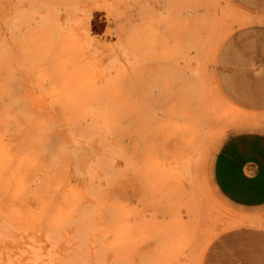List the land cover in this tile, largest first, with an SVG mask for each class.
Instances as JSON below:
<instances>
[{"label": "rangeland", "instance_id": "374dc122", "mask_svg": "<svg viewBox=\"0 0 264 264\" xmlns=\"http://www.w3.org/2000/svg\"><path fill=\"white\" fill-rule=\"evenodd\" d=\"M188 1L0 0V264H221L241 232L264 239V210L212 178L225 140L264 131L217 77L264 10Z\"/></svg>", "mask_w": 264, "mask_h": 264}, {"label": "crops", "instance_id": "0c3cea01", "mask_svg": "<svg viewBox=\"0 0 264 264\" xmlns=\"http://www.w3.org/2000/svg\"><path fill=\"white\" fill-rule=\"evenodd\" d=\"M244 1L264 10V0ZM217 77L234 104L264 113V26L242 29L225 41L218 55ZM212 178L233 206L247 212L264 210V131H242L225 140L214 156ZM240 237L237 263L227 257L221 264H264V239L254 240L246 231Z\"/></svg>", "mask_w": 264, "mask_h": 264}, {"label": "bare ground", "instance_id": "6f19581e", "mask_svg": "<svg viewBox=\"0 0 264 264\" xmlns=\"http://www.w3.org/2000/svg\"><path fill=\"white\" fill-rule=\"evenodd\" d=\"M186 1H188V0H186ZM191 1H192V0H191ZM191 1H190V4H191ZM188 2H189V1H188ZM188 2H187V3H188ZM196 2H197V1H196ZM185 3H186V2H185ZM188 4H189V3H188ZM188 4H187V5L185 4V6L188 7V6L190 5V4H189V5H188ZM174 6H175V5H174ZM174 6H173V8H174ZM189 7L191 8V6H189ZM189 7H188V8H189ZM178 8H179V7H178ZM188 8H187V9H188ZM170 9H171V8H170ZM179 9H181V8H179ZM191 9H193V7H192ZM191 9H190V10H191ZM176 10H177V9H176ZM188 10H189V9H188ZM194 10H195V8H194ZM168 11H169V10H168ZM178 11H179V10H178ZM185 11H186V10H185ZM202 13H205V12H202ZM206 14H207V13H206ZM206 14H205V15H206ZM192 18H193V17H192ZM208 19H210V18H208ZM190 21H191V20H190ZM192 22H193V21H192ZM192 24H193V23H192ZM199 24H200V25H199ZM199 24H198V25L201 26V22H199ZM198 25H194V26L196 27V29L198 28ZM179 27H180V26H179ZM189 27H192V29H194V31H195V27L193 28V25H190ZM189 27H187V30H188ZM202 28H203V25H202ZM202 28L199 27L198 29H202ZM194 31H193V32H194ZM193 32H191V33L193 34ZM196 35H197V33L195 32V35H192V36L189 35V36H190L189 38H184V40L182 41V44L180 43V45H181V47H182L184 53H185L188 49H190V47L194 46V48H195V46H198V45L200 44V42H201L202 40L200 41L201 38L198 37L199 34H198L197 36H196ZM199 36H200V35H199ZM182 38H183V37H182ZM204 39H205V37H204ZM183 55H185V54H183ZM189 56H190V55H189ZM190 58H192V56H191ZM193 59H194V58H193ZM190 60L193 61L192 59H189L188 61L190 62ZM159 62H160V61H159ZM183 64H184V66H183V68H184V67H185V64H186L185 61H184ZM185 68H186V67H185ZM185 68H184V69H185ZM182 71H183V69H182ZM182 71H181V73H182V75H183V72H182ZM184 71H185V70H184ZM188 71H189V70H188ZM189 73H190V72H189ZM191 73H192V71H191ZM185 74H186V73H185ZM196 74H197V73H196ZM196 74H195V75H196ZM159 75H160V74H159ZM189 75H190V74H189ZM183 76H184V75H183ZM183 76L181 77V79L185 78V77H183ZM186 76H187V75H186ZM193 77H194V76H193ZM195 77H196V76H195ZM181 79H180V80H181ZM187 81H188V80H187ZM183 82H184V80H183ZM185 82H186V81H185ZM196 82H197V81H196ZM190 83H191V82H190ZM181 84H182V83H180V85H181ZM192 84H193V83H191V85H192ZM182 85H183V84H182ZM193 85H195V84H193ZM198 85H199V84H198ZM200 85H201V84H200ZM185 86H186V85H185ZM189 86H190V85H189ZM193 87H194V86H193ZM215 87H216V86H215ZM187 88H188V87H187ZM190 88H192V87L190 86ZM181 89H182V88H181ZM185 90H188V89L185 88ZM191 90H192V89H191ZM199 91H200V90H199ZM199 91H197V92H199ZM177 92H179V90H178ZM185 92H186V91H184V92H182V93H184V95H186ZM188 92H190V91L188 90ZM191 92H192V91H191ZM182 93H181V94H182ZM195 93H196V92H195ZM199 93H201V92H199ZM190 94H191V93H190ZM187 95L189 96V93H187ZM187 95H186V96H187ZM191 95H192V94H191ZM194 95H195V94H194ZM194 95H193V96H190V98H191V97L194 98ZM196 95H197V94H196ZM190 98H187V97H186V99H187V101L185 100L186 103L188 102V100H190ZM193 98H192V99H193ZM200 99H201V98H200ZM196 100H197V98H196ZM196 100H194V101H196ZM189 102H190V101H189ZM189 105H191V104H189ZM199 105L201 106L202 104L199 103ZM196 106H197V104H196ZM201 107H202V106H201ZM203 107H204V106H203ZM198 109H199V108H197V110H198ZM191 110H193V108H192ZM166 111H167V110H166ZM190 112H191V111H190ZM195 112H196V110H195ZM199 112H201V111H199ZM167 113H168V112H167ZM178 113H179V112H178ZM191 113H193V112H191ZM197 113H198V112H197ZM201 113H202V112H201ZM201 113H200V114H201ZM156 114H157V113H156ZM188 114H189V113H188ZM203 114H204V113H203ZM205 114H206V113H205ZM189 115L192 116V114H189ZM194 115H195V114H194ZM194 115H193V116H194ZM182 116H184V115H182ZM189 117H190V116H189ZM194 117H195V116H194ZM182 118H183L182 120L185 119L184 117H182ZM195 118L198 119L197 117H195ZM202 118H203V116H202ZM180 119H181V118H180ZM192 119L195 120L193 117H192ZM182 120H181V121H182ZM189 120H190V119H189ZM181 123H182V122H181ZM199 123H200V121H199ZM184 124H185V123H184ZM187 124H188V123H187ZM200 124H202V123H200ZM194 125H195V124H194ZM197 125H199V124H197ZM179 126H180V125H179ZM183 126H184V128H186L188 125H187L186 127H185V125H183ZM189 126H190V125H189ZM199 126H200V125H199ZM205 127H206V126H205ZM205 127H201V128L203 129V128H205ZM211 127H212V126H211ZM182 128H183V127H182ZM184 128H183V129H184ZM188 129H189V128H188ZM193 129H194V128H193ZM202 129H198V130L195 129V130H196L197 132H199L200 135H201V133H202ZM184 130H185V129H184ZM190 130H191V129H190ZM205 130H206V129H205ZM184 132H185V131H184ZM194 132H195V131H194ZM203 132H205V131L203 130ZM189 133H190V132H189ZM189 133H188V134H189ZM147 135H148V134H147ZM196 135H197V133H196ZM200 135H197V137H200ZM203 135H204V133H203ZM189 136H190V138H191V137L193 136V134L191 133V134H189ZM187 138H188V137H187ZM190 138H188V139L190 140L189 142H192ZM188 139H187V140H188ZM199 139H202V138H199ZM155 141H156V140H155ZM149 142H150V141H149ZM151 143H152V142H151ZM200 143H201V142H200ZM187 144H188V143H187ZM191 144H193V143H191ZM195 144L198 145L199 143L196 142ZM193 146H194V145H193ZM195 146H196V145H195ZM197 147H198V146H197ZM192 149H193V148H192ZM195 149H196V148H195ZM193 150H194V149H193ZM196 152H197V150H196ZM179 154H180V153H179ZM192 155H193V153H192ZM192 155H191V156H192ZM180 156H181V155H180ZM191 156H190V158H189V156H188L187 159L190 160V159H191ZM174 158H175V157H174ZM185 161H186V160L184 159V162H185ZM192 161H194V160H192ZM182 162H183V161H181V163H182ZM189 162H190V161H189ZM186 163H187V162H186ZM190 164H191V163H190ZM175 165H176V164H175ZM171 166H172V165H171ZM186 167H187V164H186ZM184 168H185V166H184V167H183V166L181 167L182 170H184ZM188 168H189V167H188ZM181 169H180V171H179V169H178L179 172H178L177 174H179V173L181 174V171H182ZM185 169H186V168H185ZM188 170H189V169H188ZM192 170H193V169H192ZM175 171H176V170H175ZM187 173H188V171H187ZM162 174H163V173H162ZM164 174H165V173H164ZM173 174H174V173H173ZM173 174H171V176H173ZM184 174L186 175V172H185ZM184 174H183V175H184ZM167 175H168V174H167ZM175 176H176V175H175ZM187 176H188V175H187ZM173 177H174V176H173ZM182 177H183V176H182ZM157 185H158V184H157ZM165 187H166V186H165ZM168 192H169V191H168ZM166 193H167V192H166ZM171 194H173V193H171ZM152 197H153V196H152ZM168 201H169V200H168ZM176 201H177V200H176ZM176 201H175V202H176ZM186 202H187V201H186ZM169 203H170V202H169ZM188 205H189V204H188ZM197 205H198V204H197ZM201 206H202V205H201ZM174 208H176V207H174ZM174 208H172V210H173ZM188 209H189V208H188ZM146 213H147V212H146ZM149 216H150V215H149ZM147 217H148V216H147ZM145 218H146V216H145ZM150 218H151V217H150ZM148 219H149V217H148ZM148 219H147V220H148ZM180 220H181V219H180ZM187 220H188V219H187ZM194 220H195V219H194ZM158 221H159V220H158ZM149 222H150V221H149ZM156 222H157V220H156ZM158 223H159V222H158ZM184 224H185V222H184ZM184 224H183V225H184ZM176 225H177V226H180V225H178L177 223H176ZM183 225H181V226H183ZM185 225H186V224H185ZM188 227H189V225H188ZM178 228H179V227H177V231H178ZM180 228H182V227H180ZM183 228H184V227H183ZM187 229H188V228H186L185 230L188 231ZM190 229H191V228H190ZM162 233H163V232H162ZM176 233H177V232H176ZM179 233L182 234L183 232H179ZM189 233H191V232H189ZM194 233H195V232H194ZM181 234H180V235H181ZM183 235H185V234H183ZM176 236H177V235H176ZM176 236H175V237H176ZM177 237H178V236H177ZM170 238H171V237H170ZM182 238H183V237H182ZM190 238H191V237H190ZM183 239H184V238H183ZM176 240H177V239H176ZM176 244H177V243H176ZM179 244H180V243H178V245H179ZM201 244H202V243H201ZM201 244H200V245H201ZM171 245H172V243H171ZM173 245H174V242H173ZM173 247H174V246H173ZM170 248H171V247H170ZM168 249H169V248H168ZM199 250H200V249H199ZM164 251H166V250L164 249ZM170 251H173V250H170ZM199 252H200V251H199ZM166 253H167V252H166ZM170 253H171V252H169V254H170ZM173 253H174V251H173ZM169 254H168L167 256H169ZM171 255H172V254H171ZM183 255H184V254H183ZM170 257H171V256H170ZM176 258H177V257H176ZM168 260H169V258H168ZM172 260H173V259H172ZM170 261H171V259H170ZM144 262H145V261H144ZM167 263H168V261H167ZM169 263H170V262H169Z\"/></svg>", "mask_w": 264, "mask_h": 264}]
</instances>
